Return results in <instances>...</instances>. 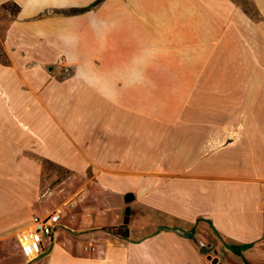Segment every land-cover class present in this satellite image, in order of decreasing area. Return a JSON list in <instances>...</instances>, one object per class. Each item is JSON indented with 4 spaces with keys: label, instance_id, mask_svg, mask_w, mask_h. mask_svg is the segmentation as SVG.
<instances>
[{
    "label": "crops",
    "instance_id": "obj_1",
    "mask_svg": "<svg viewBox=\"0 0 264 264\" xmlns=\"http://www.w3.org/2000/svg\"><path fill=\"white\" fill-rule=\"evenodd\" d=\"M251 1L257 18L236 0H0V264H264ZM46 161L99 174L39 209ZM56 207L42 252L12 253Z\"/></svg>",
    "mask_w": 264,
    "mask_h": 264
},
{
    "label": "rangeland",
    "instance_id": "obj_2",
    "mask_svg": "<svg viewBox=\"0 0 264 264\" xmlns=\"http://www.w3.org/2000/svg\"><path fill=\"white\" fill-rule=\"evenodd\" d=\"M238 4L245 10L252 18H257L258 13L256 8L254 7L251 0H236ZM13 9V8H12ZM8 21V17H6L5 12L0 11V22H4L2 26V31L5 29V24ZM4 55L2 53V46L0 44V60H4ZM72 73L71 68L69 67V72L67 74L63 73V76H69ZM98 172H94L93 170H85V171H71L66 169H61L50 161L44 162L43 168L39 171V192L46 187L51 189V194L46 196L45 198L38 200L36 202V207L42 209L43 206L47 208H52L57 206V204L63 203V201L72 200V197L77 192L78 188L82 186L83 181L87 178H93L96 176L95 174ZM99 174V173H98ZM73 179H79L75 183L72 182ZM67 198V199H66ZM52 200V202L50 201ZM68 201V202H70ZM50 202V204H49ZM63 205V204H62ZM60 227H62L60 225ZM18 237L13 236L11 242L8 243V247L12 253L19 252L18 249ZM18 257V255H15ZM247 264V263H245Z\"/></svg>",
    "mask_w": 264,
    "mask_h": 264
},
{
    "label": "built area",
    "instance_id": "obj_3",
    "mask_svg": "<svg viewBox=\"0 0 264 264\" xmlns=\"http://www.w3.org/2000/svg\"><path fill=\"white\" fill-rule=\"evenodd\" d=\"M59 65L64 74L69 72V66L63 60H59ZM51 194L49 187L44 188L38 194V200ZM61 210L53 208L46 210L43 217L35 218L30 227L20 233L19 241L24 252L29 256H37L42 252L44 240H50L55 229L60 225ZM263 228H264V200H263Z\"/></svg>",
    "mask_w": 264,
    "mask_h": 264
},
{
    "label": "trees",
    "instance_id": "obj_4",
    "mask_svg": "<svg viewBox=\"0 0 264 264\" xmlns=\"http://www.w3.org/2000/svg\"><path fill=\"white\" fill-rule=\"evenodd\" d=\"M98 2H100V0H96V2H94L93 4L90 5V7L95 6ZM121 235H124V234L121 233ZM250 246H251V244H243V245H241L240 246V250H238L237 253L241 254V250L242 249H245V248L250 247ZM243 261L245 262L246 260H243Z\"/></svg>",
    "mask_w": 264,
    "mask_h": 264
}]
</instances>
